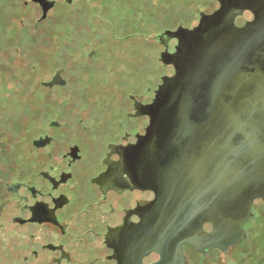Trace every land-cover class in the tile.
Returning a JSON list of instances; mask_svg holds the SVG:
<instances>
[{
	"label": "flooded vegetation",
	"instance_id": "flooded-vegetation-1",
	"mask_svg": "<svg viewBox=\"0 0 264 264\" xmlns=\"http://www.w3.org/2000/svg\"><path fill=\"white\" fill-rule=\"evenodd\" d=\"M222 7L0 0V264H239L244 241L227 254L184 243L168 262L141 249L164 213L156 204H169L135 153L150 125L145 108L175 74L182 30ZM253 19L245 9L234 22ZM212 230L206 222L200 236Z\"/></svg>",
	"mask_w": 264,
	"mask_h": 264
},
{
	"label": "water",
	"instance_id": "water-1",
	"mask_svg": "<svg viewBox=\"0 0 264 264\" xmlns=\"http://www.w3.org/2000/svg\"><path fill=\"white\" fill-rule=\"evenodd\" d=\"M245 9L254 19L237 27ZM182 38L135 151L158 200L169 202L156 204L164 213L141 244L162 262L184 243L227 254L247 239L255 202L264 200V0H223ZM206 222L213 230L203 238Z\"/></svg>",
	"mask_w": 264,
	"mask_h": 264
},
{
	"label": "rangeland",
	"instance_id": "rangeland-1",
	"mask_svg": "<svg viewBox=\"0 0 264 264\" xmlns=\"http://www.w3.org/2000/svg\"><path fill=\"white\" fill-rule=\"evenodd\" d=\"M40 39L42 37L40 36ZM161 66L152 61L151 63V71L152 76H158L160 74ZM157 81V80H156ZM258 206L255 207L253 212H257ZM257 223V222H256ZM256 223L252 222L247 226V239L249 242L246 245L247 252L249 250V257L252 256L249 260L250 264H264V222L260 223L258 226ZM248 224V223H247ZM249 227V228H248ZM224 263V261H222Z\"/></svg>",
	"mask_w": 264,
	"mask_h": 264
},
{
	"label": "trees",
	"instance_id": "trees-1",
	"mask_svg": "<svg viewBox=\"0 0 264 264\" xmlns=\"http://www.w3.org/2000/svg\"><path fill=\"white\" fill-rule=\"evenodd\" d=\"M256 205V204H255ZM258 208H257V212L255 211L254 212V216L250 219L249 223L246 224V230H247V226L254 222L256 223V225L258 226L260 223H263L264 222V204H258L257 205ZM255 208V207H254ZM249 228V227H248ZM249 239V237H248ZM246 239L244 241V243L240 246L241 249H244V256H241V259L238 260L239 264H250L251 261L249 260L252 256L249 257V250L247 252V248H246V245L247 243L249 242V240Z\"/></svg>",
	"mask_w": 264,
	"mask_h": 264
}]
</instances>
